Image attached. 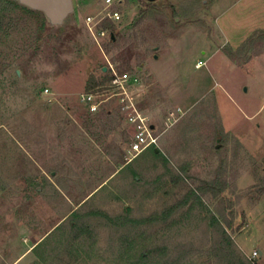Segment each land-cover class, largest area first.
<instances>
[{
  "label": "rangeland",
  "instance_id": "374dc122",
  "mask_svg": "<svg viewBox=\"0 0 264 264\" xmlns=\"http://www.w3.org/2000/svg\"><path fill=\"white\" fill-rule=\"evenodd\" d=\"M73 2L0 27V264H264V0H113V41ZM114 72L156 156L80 101Z\"/></svg>",
  "mask_w": 264,
  "mask_h": 264
},
{
  "label": "built area",
  "instance_id": "2783aa9c",
  "mask_svg": "<svg viewBox=\"0 0 264 264\" xmlns=\"http://www.w3.org/2000/svg\"><path fill=\"white\" fill-rule=\"evenodd\" d=\"M113 0H105V10L94 16H88L85 23L93 35L103 38L108 31L103 29L102 23L110 19L119 21L121 15L118 11L111 9ZM199 67V66H198ZM138 79L127 75H118L114 72L109 86L106 88L96 87L88 92L81 94L80 101L86 106L91 114L101 111L102 107L109 102H116L127 125L130 127L128 144L125 157L127 162L134 161L137 157L150 149H156L159 144L160 136L156 134L155 126L149 123L140 110L138 103L134 99L131 86L136 85ZM46 93L49 90H45ZM154 126V128H152ZM255 256L258 253L255 252Z\"/></svg>",
  "mask_w": 264,
  "mask_h": 264
},
{
  "label": "water",
  "instance_id": "95a60500",
  "mask_svg": "<svg viewBox=\"0 0 264 264\" xmlns=\"http://www.w3.org/2000/svg\"><path fill=\"white\" fill-rule=\"evenodd\" d=\"M30 10L41 12L51 27H61L71 14L75 7L73 0H12ZM153 2L155 0H147ZM113 39L114 36L112 35ZM106 71V68L104 69ZM154 128V126H152ZM158 152V149H155Z\"/></svg>",
  "mask_w": 264,
  "mask_h": 264
},
{
  "label": "trees",
  "instance_id": "16d2710c",
  "mask_svg": "<svg viewBox=\"0 0 264 264\" xmlns=\"http://www.w3.org/2000/svg\"><path fill=\"white\" fill-rule=\"evenodd\" d=\"M8 13H18V14L21 15V17H18V18H14V19L11 18V17L9 18V20L11 22H14L15 24H18L19 25V23H21L23 21V18H24V16L26 14H28V13L29 14H34V13H37V11L30 10L29 8L20 5L16 1H12V0H0V27H2L4 25V21L7 19V14ZM42 16H43V14H42ZM113 22L114 21H112L110 19H107V20H105L102 23V27L106 31H109L111 35H116V29H115V26H114ZM46 27H47L46 18H44L43 21H42V28L43 29H46ZM262 34L264 35V31L262 32ZM113 40L114 39L111 36V41H113ZM108 79L109 78H107V80ZM91 83H94V85L92 86V84H90L88 89H91L92 87H95L96 86V83H95L94 78L92 79V82ZM151 151H152V154L154 156H156L157 153H158V152L155 151V149H151ZM230 226L231 225H229V227ZM57 229H59V228H57ZM51 235H52V233L49 236H47V238L50 237ZM225 235H226V233H225Z\"/></svg>",
  "mask_w": 264,
  "mask_h": 264
},
{
  "label": "crops",
  "instance_id": "0c3cea01",
  "mask_svg": "<svg viewBox=\"0 0 264 264\" xmlns=\"http://www.w3.org/2000/svg\"><path fill=\"white\" fill-rule=\"evenodd\" d=\"M206 2V1H205Z\"/></svg>",
  "mask_w": 264,
  "mask_h": 264
}]
</instances>
